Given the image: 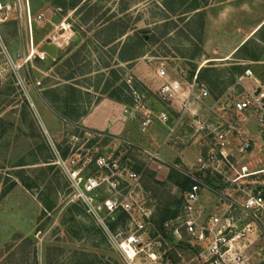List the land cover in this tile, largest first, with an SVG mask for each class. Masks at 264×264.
<instances>
[{"label":"rangeland","instance_id":"rangeland-1","mask_svg":"<svg viewBox=\"0 0 264 264\" xmlns=\"http://www.w3.org/2000/svg\"><path fill=\"white\" fill-rule=\"evenodd\" d=\"M27 2L34 49L44 53V60L25 61L29 52L25 0H16L14 13L0 23V264H127L74 196L56 163L57 156L65 160L73 155L82 162L87 156H120L141 173L156 200L145 242L163 261L203 264L200 248L183 229L178 237L164 231L162 224L182 215L183 196L193 179L204 183L202 194L226 186L225 180L222 175L196 172V156L210 138L194 133L190 116L178 112L177 102L170 107L158 97L157 71L164 69L184 85L197 73L210 92L204 104H195L198 113L207 122L218 123L222 120L217 109L224 107L232 118L234 102L258 90L264 94V0ZM62 27L69 28L65 41L60 37ZM142 35L144 41L139 39ZM245 39L238 52L220 60L230 46ZM246 69L252 76L239 81ZM104 99L123 109L128 134H96L78 125L82 115ZM163 108L169 110L168 126L156 122L142 133L144 112L156 114ZM248 127L258 136L252 123ZM258 138L253 154L243 156L250 162L245 174L264 169V139ZM135 148L156 150L168 174L176 172L186 179H177V185L157 179L159 184L155 183ZM181 149L192 154L189 165L180 163L179 156L169 160L160 152ZM230 184L246 192L257 188L264 192V175ZM216 193V199L206 197L203 202L201 194L198 208L204 220L223 211L227 195ZM233 194L246 196L236 190ZM255 220L245 242L246 254L249 264H264V211ZM250 222L248 218L243 224Z\"/></svg>","mask_w":264,"mask_h":264},{"label":"built area","instance_id":"built-area-1","mask_svg":"<svg viewBox=\"0 0 264 264\" xmlns=\"http://www.w3.org/2000/svg\"><path fill=\"white\" fill-rule=\"evenodd\" d=\"M11 1L0 0V23L6 21L17 8L16 0ZM25 1L29 35V52L25 61L36 57L44 60V53L34 49L32 16L29 4ZM68 29L61 28L64 33L60 37L64 41L70 35ZM8 61L18 67L10 57ZM250 76L251 71L246 69L239 81ZM157 77L161 81L158 97L171 103L170 107L173 102H177L178 112L190 116L194 133L210 138L204 150L196 156V172L203 176L222 175L226 186L236 183L245 175L247 168L243 166L238 172L230 161L232 156L227 150L232 145L240 157L252 151L255 141L248 127L250 123L258 136L264 139V94L259 90L255 95L234 102L231 108L234 115L232 118L230 114L223 112L224 107L217 109V115L222 122L209 123L193 108V105L204 104L210 98L209 89L199 81L197 73L185 85L179 78L168 76L164 69L157 71ZM124 112L128 113V110L125 109ZM169 121L168 108H163L156 114L146 111L140 122V130L146 133L156 122L166 127ZM125 146L130 148L132 144L125 142ZM134 150L140 157H144L146 167L151 169L152 165H156L155 170H158L160 166H164L156 150ZM56 163L61 166L74 196L86 206L88 213L92 214L113 241L127 264H135L137 261L140 264H171L161 259L158 252L151 248L150 242H145L154 222L156 200L152 192L143 186L141 173L122 162L120 156L114 155L87 156L84 162L75 155L65 160L57 156ZM234 175L236 176L233 177ZM193 180L194 183L183 196L182 215L166 219L162 228L178 237H181L180 230L183 229L192 245L200 248L203 264H249L245 242L252 232V226L256 224L257 214L264 211L263 190L257 188L246 192L245 188L238 186L237 191L246 195L241 197L242 201L238 203L226 194L223 211L204 220L198 206L206 187L201 180ZM248 218L251 222L243 224ZM119 222H122L125 230L119 228Z\"/></svg>","mask_w":264,"mask_h":264},{"label":"crops","instance_id":"crops-1","mask_svg":"<svg viewBox=\"0 0 264 264\" xmlns=\"http://www.w3.org/2000/svg\"><path fill=\"white\" fill-rule=\"evenodd\" d=\"M261 25H259L255 31H257V29L260 27ZM246 41L243 40L240 43H238L235 46H230V49L227 51V54L224 55L223 59H220L222 61L229 59L230 57H232L236 52H238V50L244 45V42ZM208 62V61H206ZM193 108L195 110L198 109L195 107V105H193ZM200 114V113H199ZM78 125H80L82 128L86 129V130H90V131H95V132H99V133H103V134H107V135H111V136H119V135H125L128 134V126L126 124V120L125 117L123 115V109L113 103L110 100L104 99L102 101H100L99 103H97L95 105V107H93L89 113L85 116H83L79 122ZM254 135V134H253ZM254 137V141H258L260 138H258V136H253ZM235 144V143H233ZM257 144V143H256ZM256 144H254V148L256 146ZM252 149L251 154H253L255 149ZM162 152L163 155L167 154V159L170 160V157L172 155L173 158L174 157H178L180 159V163H183L185 165H189L190 163H192L193 161V157L192 154H190L187 150H183L181 149V151H177V152H166L165 150L160 151ZM227 152L232 156L230 158V161L232 162L234 168L239 172L240 168L245 166L247 168L248 171V165L250 164V162H248L247 159H245L246 157H240L238 156L236 150L234 149V147L231 145ZM159 155V154H158ZM156 166L152 165L151 169L157 174L156 175V179L159 182H165L168 176V171L166 170V168H164V166H160V168L158 170H155ZM248 176L246 177H242L239 180L242 179H246L249 177H258L261 175H264V169H260L257 171H253L250 172L249 174H247ZM212 190H216L214 191V194H217L216 192L222 191L224 193H226L227 195H229L231 198H233L235 201H237L238 203H240L242 200L239 197H236L233 194V191L236 190L237 192V188H232L231 185L228 186H224L220 189H213L211 188V190H209L207 193L202 194V202L203 200H205L206 197H209L211 199L214 200V198L216 199V196L210 192ZM210 192V193H209ZM204 198V199H203ZM202 204V203H201Z\"/></svg>","mask_w":264,"mask_h":264},{"label":"trees","instance_id":"trees-1","mask_svg":"<svg viewBox=\"0 0 264 264\" xmlns=\"http://www.w3.org/2000/svg\"><path fill=\"white\" fill-rule=\"evenodd\" d=\"M139 39L144 41V36H143V35L140 36ZM82 116H85V114H83ZM82 116H81V117H82ZM86 132H94V133H96V134H100L99 132H95V131H86ZM144 170H145V172H149V173L151 174V178L153 179V181L156 180V178H155V173H154V172H151V171L148 170L146 167L144 168ZM181 178L186 179L184 176L179 175V174L176 173V172H174V173L172 172L171 174H168L167 179H166L165 182L170 183V184L177 185V184H176V180H177V179H181ZM154 179H155V180H154ZM156 181H157V180H156ZM156 181H155V183L159 184V182H156ZM143 186H144L147 190H150L148 187H146V186L144 185V183H143ZM150 191H151V190H150Z\"/></svg>","mask_w":264,"mask_h":264},{"label":"bare ground","instance_id":"bare-ground-1","mask_svg":"<svg viewBox=\"0 0 264 264\" xmlns=\"http://www.w3.org/2000/svg\"><path fill=\"white\" fill-rule=\"evenodd\" d=\"M246 176H248L247 174H245L243 177H246Z\"/></svg>","mask_w":264,"mask_h":264},{"label":"water","instance_id":"water-1","mask_svg":"<svg viewBox=\"0 0 264 264\" xmlns=\"http://www.w3.org/2000/svg\"><path fill=\"white\" fill-rule=\"evenodd\" d=\"M259 92V90L257 91V93Z\"/></svg>","mask_w":264,"mask_h":264}]
</instances>
